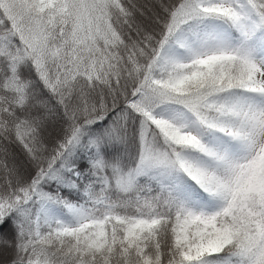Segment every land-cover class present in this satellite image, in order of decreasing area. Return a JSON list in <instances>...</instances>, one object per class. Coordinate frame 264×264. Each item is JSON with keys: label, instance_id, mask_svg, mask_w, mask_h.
<instances>
[{"label": "snow or ice", "instance_id": "1", "mask_svg": "<svg viewBox=\"0 0 264 264\" xmlns=\"http://www.w3.org/2000/svg\"><path fill=\"white\" fill-rule=\"evenodd\" d=\"M143 16L0 0L3 264H264V0Z\"/></svg>", "mask_w": 264, "mask_h": 264}, {"label": "trees", "instance_id": "2", "mask_svg": "<svg viewBox=\"0 0 264 264\" xmlns=\"http://www.w3.org/2000/svg\"><path fill=\"white\" fill-rule=\"evenodd\" d=\"M137 3L140 5V10L143 12V18H147L153 14L156 10V6L159 3V0H137ZM135 145H130L129 150H133ZM8 253H4L3 256H0V264H3L4 259L7 257Z\"/></svg>", "mask_w": 264, "mask_h": 264}]
</instances>
